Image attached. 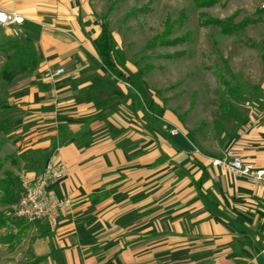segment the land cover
Masks as SVG:
<instances>
[{
    "label": "crops",
    "instance_id": "obj_1",
    "mask_svg": "<svg viewBox=\"0 0 264 264\" xmlns=\"http://www.w3.org/2000/svg\"><path fill=\"white\" fill-rule=\"evenodd\" d=\"M0 7L40 28L39 66L18 77L0 122L13 137L0 159L12 158L18 180L57 162L66 176L51 195L71 201L57 229L35 228L30 264H264L263 189L213 166L239 158L264 168V122L246 121L224 150L208 149L124 68L111 29L127 81L106 68L88 0ZM59 68L61 78H45Z\"/></svg>",
    "mask_w": 264,
    "mask_h": 264
},
{
    "label": "rangeland",
    "instance_id": "obj_2",
    "mask_svg": "<svg viewBox=\"0 0 264 264\" xmlns=\"http://www.w3.org/2000/svg\"><path fill=\"white\" fill-rule=\"evenodd\" d=\"M88 1L93 13L109 23L124 68L137 71L146 89L181 120L186 132L204 140L206 148L222 151L246 121L264 122V0H215L204 9L194 0ZM215 20L232 28L242 22L248 26L224 35L219 27L207 26ZM4 39L14 38L0 27ZM4 63L0 54V71ZM17 79L12 85L0 80V102L8 103ZM5 117L0 112V122ZM9 134L0 123V146L12 140ZM3 154L0 163L6 162L9 171ZM0 212L12 218L0 231V264H30L36 258L32 247L39 224L17 221L14 207L0 206ZM28 226L23 239L16 237L11 247L1 244L2 237L16 236Z\"/></svg>",
    "mask_w": 264,
    "mask_h": 264
},
{
    "label": "trees",
    "instance_id": "obj_3",
    "mask_svg": "<svg viewBox=\"0 0 264 264\" xmlns=\"http://www.w3.org/2000/svg\"><path fill=\"white\" fill-rule=\"evenodd\" d=\"M194 3L198 9H204L213 7L215 5V0H205L203 2H200V0H194ZM225 24L226 21L215 20L209 22L207 26L219 27L224 35H234L237 31L244 30L248 26L247 22H242L239 26H235L234 28L227 27ZM23 29L26 33H22L20 38L0 40V54L5 59L4 66L0 71V80L8 85H12L18 77L27 76L36 71L40 63L36 51V43L40 37V28L25 22L23 24ZM99 55L102 63L114 76L123 82L127 81L120 67V56L116 49L114 37L110 31V25L106 21L101 22ZM10 109L11 107L7 103L0 102V112H7ZM9 160H12V158L10 157L6 161ZM5 163L6 162L0 163V206L12 208L20 201L22 188L16 175L11 171L5 170ZM11 221L12 218L6 217L4 212H0V231L9 225ZM14 225H18V223L16 222ZM29 230L30 226L19 231L16 236L9 235L5 238L2 237L1 244L9 245V247H11V245H13L12 242L16 237H21V239H23ZM40 262L41 261H38L32 264H38Z\"/></svg>",
    "mask_w": 264,
    "mask_h": 264
},
{
    "label": "built area",
    "instance_id": "obj_4",
    "mask_svg": "<svg viewBox=\"0 0 264 264\" xmlns=\"http://www.w3.org/2000/svg\"><path fill=\"white\" fill-rule=\"evenodd\" d=\"M14 0H0V2H12ZM264 11V2L261 6ZM24 19L15 11H8L0 7V27L8 31L12 38H20L21 27ZM65 74L63 68L49 70L45 78L56 81ZM177 135L178 131H172ZM214 167H221L236 177H245L254 184L261 186L264 192V168H256L253 165L245 164L241 159L234 158L215 160ZM66 176L65 168L57 162L49 163L42 174L30 177L23 172L19 176L22 188V195L18 204L14 207L13 217L26 224H46L57 229L62 215L71 207L70 200H59L51 195V187ZM264 255V250L261 252Z\"/></svg>",
    "mask_w": 264,
    "mask_h": 264
}]
</instances>
